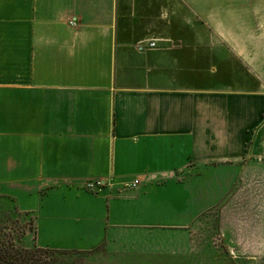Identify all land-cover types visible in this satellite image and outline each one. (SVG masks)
<instances>
[{
    "label": "crops",
    "instance_id": "0c3cea01",
    "mask_svg": "<svg viewBox=\"0 0 264 264\" xmlns=\"http://www.w3.org/2000/svg\"><path fill=\"white\" fill-rule=\"evenodd\" d=\"M3 201L77 223L47 250L180 255L216 210L264 257V0H0Z\"/></svg>",
    "mask_w": 264,
    "mask_h": 264
},
{
    "label": "rangeland",
    "instance_id": "374dc122",
    "mask_svg": "<svg viewBox=\"0 0 264 264\" xmlns=\"http://www.w3.org/2000/svg\"><path fill=\"white\" fill-rule=\"evenodd\" d=\"M11 201L0 202V235L2 241L14 242L19 248L35 250L47 245L53 248L68 242L70 236L78 234L77 223H65L49 220L43 215L18 213ZM219 215L210 210L191 229L189 248L183 253L152 255L143 257V253L126 252L113 255L105 250L92 252H64L47 250L51 256L55 253L51 264H264V257L244 254L240 249L231 246L230 232L220 229ZM37 223V225H36ZM68 226H71L69 229ZM47 249V248H45ZM146 254V253H144ZM179 257H178V256ZM47 260L49 258L47 257Z\"/></svg>",
    "mask_w": 264,
    "mask_h": 264
},
{
    "label": "trees",
    "instance_id": "16d2710c",
    "mask_svg": "<svg viewBox=\"0 0 264 264\" xmlns=\"http://www.w3.org/2000/svg\"><path fill=\"white\" fill-rule=\"evenodd\" d=\"M48 254L50 253L45 248H19L14 242L2 241L0 235V264H51L48 261L54 260L55 253L51 256Z\"/></svg>",
    "mask_w": 264,
    "mask_h": 264
},
{
    "label": "built area",
    "instance_id": "2783aa9c",
    "mask_svg": "<svg viewBox=\"0 0 264 264\" xmlns=\"http://www.w3.org/2000/svg\"><path fill=\"white\" fill-rule=\"evenodd\" d=\"M156 45H157V42L149 41L148 48L153 49L156 47ZM138 181L139 180H134V181L130 180V181L124 182L123 184H124V186L132 189V188L136 187V185L138 184ZM103 186H104V181L95 180V181H91V182L87 183V187L92 189V190H95V191H97V190L99 191V189Z\"/></svg>",
    "mask_w": 264,
    "mask_h": 264
}]
</instances>
